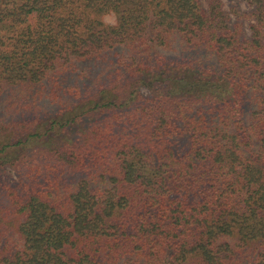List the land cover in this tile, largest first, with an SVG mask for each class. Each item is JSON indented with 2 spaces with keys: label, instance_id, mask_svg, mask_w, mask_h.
Wrapping results in <instances>:
<instances>
[{
  "label": "trees",
  "instance_id": "obj_1",
  "mask_svg": "<svg viewBox=\"0 0 264 264\" xmlns=\"http://www.w3.org/2000/svg\"><path fill=\"white\" fill-rule=\"evenodd\" d=\"M240 1L0 0V264H264Z\"/></svg>",
  "mask_w": 264,
  "mask_h": 264
},
{
  "label": "rangeland",
  "instance_id": "obj_2",
  "mask_svg": "<svg viewBox=\"0 0 264 264\" xmlns=\"http://www.w3.org/2000/svg\"><path fill=\"white\" fill-rule=\"evenodd\" d=\"M222 2H223L224 7L227 9H229V7L231 5H237L243 11L248 10V6L246 5V3H244L243 1H240V0H222ZM103 18L106 22H109V23L115 22V16L113 13L106 14ZM9 174H10V176L14 177L13 172L10 171Z\"/></svg>",
  "mask_w": 264,
  "mask_h": 264
}]
</instances>
